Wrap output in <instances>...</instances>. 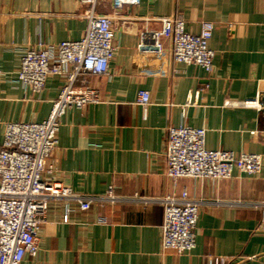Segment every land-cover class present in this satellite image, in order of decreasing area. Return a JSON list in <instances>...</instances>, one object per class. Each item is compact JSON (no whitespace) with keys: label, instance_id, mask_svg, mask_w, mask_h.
Instances as JSON below:
<instances>
[{"label":"crops","instance_id":"0c3cea01","mask_svg":"<svg viewBox=\"0 0 264 264\" xmlns=\"http://www.w3.org/2000/svg\"><path fill=\"white\" fill-rule=\"evenodd\" d=\"M87 5L80 0H0V149L11 121H44L64 77L51 75L41 91L17 81L21 56L40 42L53 46L84 36ZM116 54L109 74L81 73L99 102L70 107L61 118L51 175L84 194L113 185L120 195L158 197L183 190L200 207L196 246L162 251L163 207L157 202L93 203L81 210L50 202L37 230L38 252L22 264H264V111L238 102L264 100V0H141L117 13L111 0ZM182 15L189 31L214 23L210 71L176 62L161 19ZM147 90L150 103H138ZM228 101L235 102L227 104ZM206 128V147L259 153L262 171L234 170L229 178L166 174L170 126ZM67 206L71 211L67 220Z\"/></svg>","mask_w":264,"mask_h":264},{"label":"built area","instance_id":"2783aa9c","mask_svg":"<svg viewBox=\"0 0 264 264\" xmlns=\"http://www.w3.org/2000/svg\"><path fill=\"white\" fill-rule=\"evenodd\" d=\"M80 1L88 6L84 13L87 27L82 38L59 42L55 52L53 46L40 42L21 56L18 82L38 92L51 75L62 76L65 82L46 120L11 121L6 125L0 149V264H22L27 254L36 256L37 230L44 222L50 202L56 200L77 203L81 210H88L93 203L157 202L163 207L162 251L182 254L196 246L200 207L206 201L191 196L187 190L158 197L120 195L110 185L104 193L84 194L75 192L51 175L53 169L48 166V160L59 146L62 116L70 107L100 101V94L93 87L76 86L78 75L109 74L116 54V27L112 15L97 10L102 0ZM140 3L141 0H111L114 13L126 5ZM161 23L162 32L170 38L176 62L196 64L207 71L212 69L215 50L209 42L213 22L203 21L199 33L187 29L182 15L162 18ZM138 103L144 108L148 106L150 93L147 90L138 92ZM238 104L264 111L261 95ZM165 154L166 174L173 180L180 177L229 178L234 170L256 175L263 167L259 153L207 148L206 128L187 124L169 127ZM71 209L67 206L65 220ZM221 264H226L225 260Z\"/></svg>","mask_w":264,"mask_h":264}]
</instances>
